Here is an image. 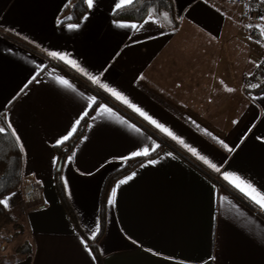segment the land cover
<instances>
[{
	"label": "crops",
	"instance_id": "0c3cea01",
	"mask_svg": "<svg viewBox=\"0 0 264 264\" xmlns=\"http://www.w3.org/2000/svg\"><path fill=\"white\" fill-rule=\"evenodd\" d=\"M69 3L0 0V125L16 133L24 182L44 193L12 201L33 255L1 264H264V209L234 186L264 192V90L242 91L264 55V16L173 0L174 29L153 14L115 21L128 5L94 0L60 25ZM90 112L60 165L56 148ZM155 153L105 195L113 174Z\"/></svg>",
	"mask_w": 264,
	"mask_h": 264
},
{
	"label": "trees",
	"instance_id": "16d2710c",
	"mask_svg": "<svg viewBox=\"0 0 264 264\" xmlns=\"http://www.w3.org/2000/svg\"><path fill=\"white\" fill-rule=\"evenodd\" d=\"M88 13V5L86 0H70L68 7L66 8L63 19L60 25L68 23L79 22ZM151 14L161 19L167 18L172 24V28H177V23L175 20V8L173 0H134L130 5L117 10L113 14V19L115 21L122 22H133L142 23ZM261 90H264L262 88ZM93 111V110H92ZM92 112L82 121L76 134L71 140L65 144L58 146L56 148L59 154L60 165L64 158L73 150L78 141L82 138L88 122L91 118ZM6 129L5 133L0 134V199L11 196L10 206L8 208L0 205V251L2 250L3 237L2 234L8 228H12L14 231V237L20 238L25 235L26 230L23 222L15 218L10 212L12 201H18V197L22 200V188L25 185L23 178V155L21 148L16 141L14 135L11 131L4 125H0ZM157 156V153L153 154L148 158H142L140 160H134L129 167L113 174L106 185V193L109 191L110 187L114 181L124 174L127 170L134 168L141 164L143 161L152 159ZM59 191L63 196L62 189V179L60 169L56 173L55 177ZM24 203V202H23ZM99 237L97 238L98 241ZM18 259L28 258L33 255V246L30 240H25L22 246L18 249ZM5 260L4 257L0 258V264ZM15 261V260H14ZM11 262V261H10Z\"/></svg>",
	"mask_w": 264,
	"mask_h": 264
},
{
	"label": "built area",
	"instance_id": "2783aa9c",
	"mask_svg": "<svg viewBox=\"0 0 264 264\" xmlns=\"http://www.w3.org/2000/svg\"><path fill=\"white\" fill-rule=\"evenodd\" d=\"M234 2L242 6L251 16H264V0H234ZM262 88H264V55L257 59L254 71L244 73L242 76L243 93L256 92ZM22 200L26 205L41 204L44 200L41 185L27 181L22 188Z\"/></svg>",
	"mask_w": 264,
	"mask_h": 264
},
{
	"label": "snow or ice",
	"instance_id": "6c2138e0",
	"mask_svg": "<svg viewBox=\"0 0 264 264\" xmlns=\"http://www.w3.org/2000/svg\"><path fill=\"white\" fill-rule=\"evenodd\" d=\"M86 3L88 5L89 8H92L93 7V4H94V0H86ZM133 3V0H120V3L117 4V8H120L122 6H125V5H129ZM262 20H264V17H261ZM69 27L71 29H76L79 27V25L77 24H72V25H69ZM130 27L132 28H135L137 27V25H130ZM262 35H264V31H262ZM53 55H55V53H53ZM61 59H63V57H61ZM59 83H61L62 85H67L68 82L66 80H60ZM228 91H232V89H228ZM115 94V93H114ZM137 111H139V109H137ZM86 115V113H85ZM141 115H144L143 112H141ZM146 119H149L148 117H145ZM152 123L156 124V121H151ZM77 123H79V121H77ZM156 126L159 128L161 127V125L159 124H156ZM8 129H11V124L9 123V125L7 126ZM163 131H167V129H163ZM137 131H139L137 129ZM6 132V129L4 127H0V134L2 133H5ZM12 135H16L15 131L13 130L12 131ZM168 135H172L171 132H168ZM69 137L68 136H65L63 139L64 140H67ZM175 139V137H173ZM221 143L223 144V141H221ZM224 147L225 148H228V145L224 144ZM150 150L151 151H154L155 149L154 148H151V146H146L142 152H136V153H133V156H140V155H144V156H147L150 154ZM230 151L232 149H229ZM152 163H154L155 161H150ZM205 163H208L207 160H205ZM213 168H216L217 171H219V168L216 167L215 164L212 165ZM128 179H131V176L128 177ZM237 179H240L241 181V184H244L246 185V187H241L240 184H236L234 185L235 187H237L241 192H243L246 196H248L249 199H251L254 203H256L257 205H259L262 209H264V192H260L258 191L255 187H253L251 184L247 183L246 181H244L242 178H237ZM121 183H124V181H121ZM15 193H12L10 196L8 197H5L3 199H0V205H2L3 207L5 208H8L10 206V199H11V196H14ZM116 193L115 191H113L112 193V196L115 197ZM109 203H113L112 200L109 201ZM96 231H99V228L96 229Z\"/></svg>",
	"mask_w": 264,
	"mask_h": 264
},
{
	"label": "rangeland",
	"instance_id": "374dc122",
	"mask_svg": "<svg viewBox=\"0 0 264 264\" xmlns=\"http://www.w3.org/2000/svg\"><path fill=\"white\" fill-rule=\"evenodd\" d=\"M11 214L16 216L18 209H13L10 210ZM17 217V216H16ZM3 237V242H2V247H1V251H0V258L4 257V258H9L11 260L10 261H14L17 260L18 256V249L20 248V246L23 243V240L26 238V233L25 235H23V237L20 238H16L14 237V231L12 228H8L7 230H5L2 234ZM28 238V237H27Z\"/></svg>",
	"mask_w": 264,
	"mask_h": 264
}]
</instances>
